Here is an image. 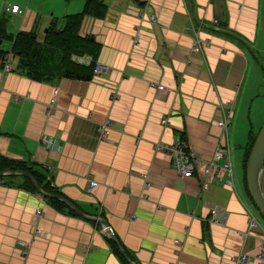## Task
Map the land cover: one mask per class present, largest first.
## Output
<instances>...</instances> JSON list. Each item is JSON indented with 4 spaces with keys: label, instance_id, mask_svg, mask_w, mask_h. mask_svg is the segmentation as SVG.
Returning a JSON list of instances; mask_svg holds the SVG:
<instances>
[{
    "label": "crops",
    "instance_id": "obj_1",
    "mask_svg": "<svg viewBox=\"0 0 264 264\" xmlns=\"http://www.w3.org/2000/svg\"><path fill=\"white\" fill-rule=\"evenodd\" d=\"M102 1V17L82 18L78 34L89 40L71 55L106 64V73L30 75L12 50V70L0 62V264H234L240 251L255 255L260 234L249 228L242 179L256 133L248 116L264 114V0ZM84 5L20 0L2 14L15 20L8 31L42 42L50 23L61 28ZM227 115L234 185L209 176L202 188L203 167L224 141L217 120ZM177 137L199 157L191 176L175 171L165 148ZM25 172L106 219L114 237L43 195Z\"/></svg>",
    "mask_w": 264,
    "mask_h": 264
},
{
    "label": "trees",
    "instance_id": "obj_2",
    "mask_svg": "<svg viewBox=\"0 0 264 264\" xmlns=\"http://www.w3.org/2000/svg\"><path fill=\"white\" fill-rule=\"evenodd\" d=\"M105 10L106 5L102 0H85V5L81 11L65 15L61 28L56 27L55 22L50 23L42 42L36 40L32 31L27 33H12L8 31L7 24L9 16L4 12L0 14V44L4 39H8L11 42L10 48L7 51L12 50L18 55L17 65L22 67L27 74L50 72L56 76L61 75L86 79L90 77L95 61L91 59L89 64H80L71 59L73 52L84 50L83 45L84 41H86L85 39L89 40L88 37L83 38L79 36L78 28L85 15L102 17ZM7 51L0 45V59ZM87 51L91 52L90 49ZM87 51L85 52L87 53ZM255 135L256 133L249 135L244 166ZM12 167L19 171L27 170L38 180L40 179L38 174L34 170L31 171L27 166H25L26 168H22L12 165ZM244 184L248 198L258 210L247 191L245 174Z\"/></svg>",
    "mask_w": 264,
    "mask_h": 264
},
{
    "label": "built area",
    "instance_id": "obj_3",
    "mask_svg": "<svg viewBox=\"0 0 264 264\" xmlns=\"http://www.w3.org/2000/svg\"><path fill=\"white\" fill-rule=\"evenodd\" d=\"M10 11H16L18 6L16 4L7 7ZM151 19H154V16L150 15ZM216 22V19H214ZM199 39H195L193 49L198 48ZM15 54L11 51L4 54L0 59L1 66L3 71L12 70L13 64L12 60L15 59ZM72 59L83 64H89L91 59L87 55H71ZM108 71V66L99 62H94L92 67V72L94 74L102 75ZM151 85H154L156 88L163 89V85L160 83L151 82ZM54 98L52 97L48 104V110L52 111L54 107ZM224 108L227 110L228 114L231 111V106L228 104L224 105ZM165 118L161 119V122H164ZM228 122L229 115L222 117L217 120V124L221 127L224 141L222 144H217L211 159L206 162L203 167L205 178L202 180V188H207L209 185L208 177L214 176L219 180H222L225 185H234L233 180V171H232V160H231V146L228 141ZM110 126V121H106L99 125V130L101 136H104L108 132V127ZM43 142L52 145V141L45 136L41 137ZM155 148H158L157 144ZM165 148L170 153L173 158V166L175 171L182 176H191L197 169L199 162V157L191 147L185 138L177 137L172 143L165 145ZM96 184V181L90 179L88 182L89 187H93ZM246 211L248 214V224L250 229H256L260 234V243L259 249L255 255H250L247 251H240L234 258V264H250L253 261V264H264V225L259 221V211L254 207V205L249 201L246 203ZM220 213V209L216 206L212 207L211 215L212 219H217V214ZM36 214L39 215V212L36 211ZM28 243H26L27 246Z\"/></svg>",
    "mask_w": 264,
    "mask_h": 264
},
{
    "label": "water",
    "instance_id": "obj_4",
    "mask_svg": "<svg viewBox=\"0 0 264 264\" xmlns=\"http://www.w3.org/2000/svg\"><path fill=\"white\" fill-rule=\"evenodd\" d=\"M215 3L217 5L218 0H216ZM21 32L27 33L26 30H21ZM25 173L31 177L34 186L43 195L61 199L62 201L66 202L69 206H71L79 215L87 219L99 222L102 225L105 233L114 237L113 231L110 228L106 219L100 216L84 213L83 211L79 210L75 205H73V203H71L68 199L64 198L60 194L45 192L29 173ZM262 175L264 176V117L262 124L253 140L252 146L245 162V182L247 191L251 199L257 206L261 216H263L264 218V189L262 183Z\"/></svg>",
    "mask_w": 264,
    "mask_h": 264
},
{
    "label": "rangeland",
    "instance_id": "obj_5",
    "mask_svg": "<svg viewBox=\"0 0 264 264\" xmlns=\"http://www.w3.org/2000/svg\"><path fill=\"white\" fill-rule=\"evenodd\" d=\"M14 1L20 2V0H0V14H2V12L4 10L3 7L5 6V4L11 3V2H14ZM26 2H27V0H26ZM9 18L10 19H8V22H9L8 23V27H10V25L13 23V21H15L12 17H9ZM9 44H10V42L8 40H4V41L1 42V46L4 47V48H7L9 46ZM254 105H256V104H254ZM248 117H250L249 120L247 119L248 124H250V122H251L254 125V127L256 129V134H257V131L259 130V128H260V126L262 124V121H263V117H264L263 111L257 114V112L252 110L251 111V115L248 116ZM238 168H239V174H240V176H242V174H243L242 166H240ZM242 183L244 184V178L242 179ZM262 183L264 185V176L263 175H262ZM258 219L264 225V218H263V216H261V214H259Z\"/></svg>",
    "mask_w": 264,
    "mask_h": 264
}]
</instances>
